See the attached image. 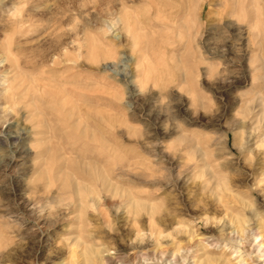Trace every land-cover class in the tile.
I'll use <instances>...</instances> for the list:
<instances>
[{
  "label": "rangeland",
  "instance_id": "obj_1",
  "mask_svg": "<svg viewBox=\"0 0 264 264\" xmlns=\"http://www.w3.org/2000/svg\"><path fill=\"white\" fill-rule=\"evenodd\" d=\"M258 235L264 0H0V264H256Z\"/></svg>",
  "mask_w": 264,
  "mask_h": 264
},
{
  "label": "bare ground",
  "instance_id": "obj_2",
  "mask_svg": "<svg viewBox=\"0 0 264 264\" xmlns=\"http://www.w3.org/2000/svg\"><path fill=\"white\" fill-rule=\"evenodd\" d=\"M183 10V9H182ZM190 11V10H189ZM191 15V14H190ZM191 21H192V18H191ZM261 145V144H260ZM219 203L221 205H227V193L223 192L222 196L220 197V200H219ZM257 241H255L256 243H254V245H252V252H257V253H260V252H263L264 250V246L261 245V242L263 241V237L261 235H258L257 236ZM260 247V248H259ZM250 257V256H248ZM253 257V256H252ZM234 258H237L240 260L238 261V264H250L248 261V259H243L244 256L242 255H239V252H237V254L234 256ZM264 260H260V261H257L256 264H263L261 262H263ZM173 262V261H172ZM172 262H170L169 264H173ZM175 264V263H174Z\"/></svg>",
  "mask_w": 264,
  "mask_h": 264
}]
</instances>
